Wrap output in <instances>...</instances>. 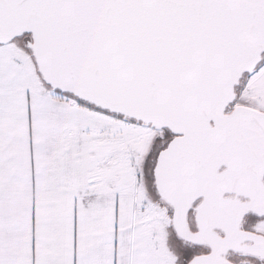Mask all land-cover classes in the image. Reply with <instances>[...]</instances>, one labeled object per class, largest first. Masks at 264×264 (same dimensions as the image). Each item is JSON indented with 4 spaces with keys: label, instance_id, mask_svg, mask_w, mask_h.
<instances>
[{
    "label": "snow or ice",
    "instance_id": "1",
    "mask_svg": "<svg viewBox=\"0 0 264 264\" xmlns=\"http://www.w3.org/2000/svg\"><path fill=\"white\" fill-rule=\"evenodd\" d=\"M0 264H264V0H0Z\"/></svg>",
    "mask_w": 264,
    "mask_h": 264
}]
</instances>
